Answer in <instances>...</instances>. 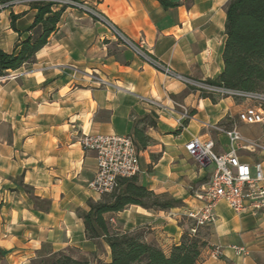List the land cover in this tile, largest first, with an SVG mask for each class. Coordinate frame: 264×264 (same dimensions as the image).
<instances>
[{"label": "crops", "instance_id": "crops-1", "mask_svg": "<svg viewBox=\"0 0 264 264\" xmlns=\"http://www.w3.org/2000/svg\"><path fill=\"white\" fill-rule=\"evenodd\" d=\"M84 1L129 38L143 39L150 54L175 72L213 82L223 72L229 0H171L176 6L169 9L157 0ZM31 5L14 2L0 10V50L13 52L27 36L36 15ZM11 11L19 15V32L10 26ZM243 107L231 98L201 96L166 77L117 42L101 22L66 8L34 63L0 77V248L7 251L0 264H24L43 243L55 251L71 248L91 264L109 261L108 245L87 239L80 217L88 200L101 199L87 189L96 159L80 139L89 133L135 139V121L153 113L156 126L146 129V146L137 149L136 178L156 194L181 200L184 207L153 211L130 205L104 217L112 233L141 231L146 241L169 252L191 222L185 212L201 206L195 190L215 167L198 166L185 144L194 137L212 139L215 154L227 153L228 138L209 125L239 131L246 125L237 120ZM184 110L189 117L179 123ZM254 126L259 140L264 129ZM237 153L252 168L261 163L264 171V150ZM21 182L31 188L30 194ZM31 194L49 200V210L36 206ZM215 214L213 225L198 228L205 245L196 264H264V210L235 211L220 201ZM234 246L245 247L248 254H235ZM214 250L218 258L212 256Z\"/></svg>", "mask_w": 264, "mask_h": 264}, {"label": "trees", "instance_id": "trees-1", "mask_svg": "<svg viewBox=\"0 0 264 264\" xmlns=\"http://www.w3.org/2000/svg\"><path fill=\"white\" fill-rule=\"evenodd\" d=\"M13 1L0 0V10L11 7ZM157 1L164 9L176 6L171 0ZM31 6L36 10V15L26 30L27 36L20 40L13 52L0 50V77L8 71L34 63L36 53L47 45L66 9L65 6L56 8L53 2L45 1L34 2ZM225 13L224 69L214 83L231 89L264 92V0H229ZM18 18L19 15L10 12V26L16 32H19L15 24ZM155 119L153 113L135 121L133 135L137 149L146 146L148 137L145 131L148 127L156 126ZM21 185L31 193V188L23 182ZM30 199L41 210H49V200H42L32 194ZM130 205L153 211L184 207L181 200L156 194L141 185L136 177L121 179L115 192L101 196L98 201L88 200V209L80 214L85 236L95 243L104 240L110 251V260L97 264H196L205 242L197 235H190V223L185 227L179 243L174 244L169 252L146 241L141 231L112 233L104 215L121 212ZM6 254L7 251L0 248V261ZM24 264L91 263L84 256H76L71 248L55 251L51 245L43 243Z\"/></svg>", "mask_w": 264, "mask_h": 264}, {"label": "built area", "instance_id": "built-area-1", "mask_svg": "<svg viewBox=\"0 0 264 264\" xmlns=\"http://www.w3.org/2000/svg\"><path fill=\"white\" fill-rule=\"evenodd\" d=\"M53 2L54 6L74 8L92 16L101 22L110 34L124 47L139 57L142 62L163 73L166 77L176 80L201 96H216L231 98L244 105L237 115V120L246 125H260L264 129V92L244 91L218 85L209 80H196L175 72L166 64L154 58L145 48V41H135L124 34L108 17L98 12L84 0H14V2L34 3ZM92 80L104 83L97 76L88 73ZM148 105L160 107L153 99L137 96ZM189 117L184 110L179 123ZM211 129L224 134L229 140V150L222 155L215 154L212 139L202 140L194 137L185 144V150L194 162L204 167L214 163V170L208 180L195 190V198L201 202L198 209H189L185 212L186 218L191 220L189 232L191 236L197 234L198 228L213 225L216 221L215 207L224 201L235 211L251 209L256 212L264 210V171L261 163L254 168L240 160L239 150L249 153L264 150V146L242 136L236 126L225 128L218 124L209 125ZM84 150L94 152L96 159V174L87 183V189L95 196L108 195L119 186L121 179L136 177L139 174V156L134 139L130 135L118 134H84L80 139ZM237 255H247L245 247H232ZM212 256L219 257V251L214 250Z\"/></svg>", "mask_w": 264, "mask_h": 264}, {"label": "rangeland", "instance_id": "rangeland-1", "mask_svg": "<svg viewBox=\"0 0 264 264\" xmlns=\"http://www.w3.org/2000/svg\"><path fill=\"white\" fill-rule=\"evenodd\" d=\"M261 92V91H258ZM239 131L246 136L247 139H250L252 141H256L260 144H264V131H262V137L261 139L257 140V126L254 125H243L242 128H239ZM253 155V154H248ZM197 235V234H196Z\"/></svg>", "mask_w": 264, "mask_h": 264}]
</instances>
